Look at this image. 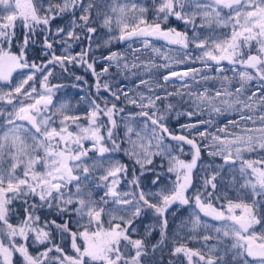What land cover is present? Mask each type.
Returning a JSON list of instances; mask_svg holds the SVG:
<instances>
[{"label":"snow or ice","instance_id":"obj_1","mask_svg":"<svg viewBox=\"0 0 264 264\" xmlns=\"http://www.w3.org/2000/svg\"><path fill=\"white\" fill-rule=\"evenodd\" d=\"M165 259L264 264V0H0V264Z\"/></svg>","mask_w":264,"mask_h":264},{"label":"rangeland","instance_id":"obj_2","mask_svg":"<svg viewBox=\"0 0 264 264\" xmlns=\"http://www.w3.org/2000/svg\"><path fill=\"white\" fill-rule=\"evenodd\" d=\"M140 2L147 3V4L150 5L151 0H140ZM162 44H163V42H158L156 44V46L157 47H161ZM37 48H39V45L37 46ZM114 50H115V48H114ZM74 51L75 52H79L80 48L76 47L74 49ZM95 54L98 57L100 53L96 52ZM104 54L106 55L107 52L105 51ZM176 55H177V53L175 51H170L168 48H165V47H161V52L158 53V54H153V53H151V51H149L147 53V56L152 58V59H154L157 64L165 63L166 62L165 59H164L165 56L175 57ZM98 66H99V68L97 70H99L102 67V65H98ZM192 66L199 68L200 64H199V62H197L196 64H194ZM179 67L182 68L183 66L181 65ZM83 71L85 72V70H83ZM112 71L115 72V69H112ZM164 73H165V69H163V68L159 69L158 72L156 70H153L152 79L153 80H159V83L161 85H164V81L162 79V76H163ZM229 75H231V74L229 73ZM116 79L120 80L125 85H128V81L127 80H123L122 77H117ZM145 79H148V77L146 76ZM165 87H167L168 91H175L176 89H180L181 83L180 82H176V83H173V84H168ZM196 87H199L200 90H203L204 87H209L210 89H214L216 87H219V84H218V82H212V81H209L206 85L201 83L200 85H197V86L193 87L194 91H195ZM157 91L160 92L161 95H163V90L162 89H157ZM83 94L84 93L79 92L78 89H74V88H72L69 85H65V87L61 88L60 91L56 93L54 99H56L58 103L60 102V100L72 99V102L75 105L76 101L79 100V96L83 95ZM171 99H172V102L177 105V111H185L190 106L189 104H183L180 101V98L178 96H174ZM185 99H187V97H185ZM85 107L86 106L83 103H81V105H80L81 110H83ZM202 118L203 119H209V114L207 112H205V114H204V116ZM232 118H236V117H232ZM195 119H197V117L193 118V120H195ZM212 119H214L215 122H216L215 126H213L211 128L212 132L216 131V126L223 127L224 123L227 122V121L223 120L222 117H218V116H215V115H213ZM187 121H188L187 116H181L180 117V123H185ZM171 125L174 128H176L177 130L179 129V125L177 124V121H176V113L175 112L172 113ZM229 131H232V130L229 129ZM125 147H129V145L126 144ZM203 159H204L205 162L210 159V157H208L207 152L204 153ZM216 162L217 163H223V161L220 160L219 158H217ZM161 163H162V161L160 160V158L156 157L155 164H156V168H157L158 171L160 170L159 166H160ZM163 163H165V166H166V161H164ZM146 176L148 178L144 179L143 182L150 186L151 185V179L154 178V173L149 172V173L146 174ZM173 179H174V177H173ZM170 220H171V217H170ZM172 226L175 227V224H173Z\"/></svg>","mask_w":264,"mask_h":264},{"label":"trees","instance_id":"obj_3","mask_svg":"<svg viewBox=\"0 0 264 264\" xmlns=\"http://www.w3.org/2000/svg\"><path fill=\"white\" fill-rule=\"evenodd\" d=\"M37 46H36V48H37ZM31 54H32L33 58H35L36 56L40 55L37 51H32ZM37 61H39V60H37ZM98 68H99V66H97V69ZM83 70H85V69L84 68L72 69V71L75 73V75L83 76L89 82V84L93 83V77L91 76V73L87 72L86 70L84 72ZM74 82H75V77L74 76H69L67 74H65L64 76H61L59 71H57L56 75L52 78V83L53 84H61V85H69V86H71V84L74 83ZM84 90H85V92L87 91V86L86 85L84 86ZM119 156L125 162H129L128 158L123 156L122 153L119 154ZM165 264H167V260L166 259H165Z\"/></svg>","mask_w":264,"mask_h":264},{"label":"bare ground","instance_id":"obj_4","mask_svg":"<svg viewBox=\"0 0 264 264\" xmlns=\"http://www.w3.org/2000/svg\"><path fill=\"white\" fill-rule=\"evenodd\" d=\"M164 74H165V73H164ZM176 82H180V81H179V80H176L175 83H176ZM172 84H173V83H172Z\"/></svg>","mask_w":264,"mask_h":264},{"label":"flooded vegetation","instance_id":"obj_5","mask_svg":"<svg viewBox=\"0 0 264 264\" xmlns=\"http://www.w3.org/2000/svg\"><path fill=\"white\" fill-rule=\"evenodd\" d=\"M37 62H39V61H37Z\"/></svg>","mask_w":264,"mask_h":264}]
</instances>
